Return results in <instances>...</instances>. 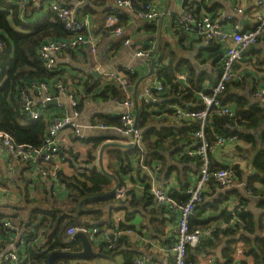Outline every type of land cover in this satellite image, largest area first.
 <instances>
[{
	"label": "trees",
	"instance_id": "obj_1",
	"mask_svg": "<svg viewBox=\"0 0 264 264\" xmlns=\"http://www.w3.org/2000/svg\"><path fill=\"white\" fill-rule=\"evenodd\" d=\"M13 0H0V41L3 45V52L0 53V131L8 133L16 144H28L33 148H40L43 145V137L48 127L49 117L42 115L37 120L28 118L18 103L19 93L22 89L29 88L30 82H51L64 77L62 71L48 70L43 62L38 59L37 51L40 45L49 38H68L71 33L68 32L63 23L49 9L43 17H37L39 7L30 0L28 5L24 7L12 2ZM134 11L142 10L146 4L151 3L150 0H130ZM184 1L187 11L198 17L202 11L216 17L215 10L212 6H208L209 0ZM96 5H106L107 0H92ZM108 5V4H107ZM113 5L110 3L109 8H104V23L101 21L100 32L110 35L117 26L125 27L126 21L130 14L118 9H111ZM89 5L84 7L88 9ZM116 16V21L112 25H108L106 19L110 15ZM40 16V15H39ZM177 32L181 34V38H186L184 30L178 28ZM119 39L124 41L126 38L120 36ZM264 39V34L262 38ZM208 55L214 59L215 70L212 74L205 77L193 78L190 72L186 70L187 80L184 84L175 81V77L180 71L174 75L171 70V64H162L161 59H151L154 68H157L156 74L162 82L168 86L167 90L156 91L152 93L158 96L159 103L154 105L161 107L167 106L161 102L163 98H169L170 102H175L183 109L190 111H200L205 109V105L200 95L209 96L211 92L204 87L205 80L214 85L218 80L222 67L220 65V46L217 43H211L205 48ZM160 60V61H159ZM234 64L233 69H235ZM264 71V70H263ZM127 80L133 86L139 78L137 72H125ZM243 76V75H242ZM242 76L234 75V70L225 84V89L217 95V99L222 105H234V112L231 117L220 113L219 109L211 106L208 109L204 134L210 144L215 141L216 136H232L236 135L237 140L250 144L255 149L251 166L254 172L246 181L245 191L259 195L257 206L264 210V192L254 186L256 183L264 185V108L260 104L248 105L247 101L241 97L231 93L233 85L238 80L245 84ZM256 83V82H255ZM264 84H258L262 86ZM96 89L95 84H85L84 91L79 94L76 110L81 109L84 99L87 98H103L122 101L126 99L120 84L115 82L107 83L96 94L88 96V93ZM257 87L254 88L256 91ZM253 91V92H255ZM188 103V104H187ZM45 111L48 110L46 106ZM169 116H174L173 109H167ZM59 115V114H56ZM155 111L148 110L145 106L138 109L137 127L142 129V148H129L122 151L119 149L109 150L108 165L106 173L96 169H85L82 173L66 176L59 170L58 182L66 189L67 195L62 200L57 199L53 194L44 195L42 198H32L26 201L23 195L24 203L20 207L24 212V216L5 215L0 213V237L12 235L14 232L7 230L3 224L5 219H9L16 227L29 226L31 233L25 235L28 245L24 252L18 250L20 256H24L21 264H48L47 257L50 252L56 250L77 251L80 249V242L71 240L66 235V230L70 227L88 228L96 226L99 228L109 227V218L104 219V209L109 208L115 211H125L126 218L129 219L137 212L142 214L143 222L140 227L145 228L149 232V236L153 240H158L162 244L172 246L176 240L175 232L172 236H167V224L174 223L176 215L169 212L164 205L155 204L152 195L149 193L148 185H144L141 195H136L135 190L127 192L126 198L122 201L113 193V179L109 176L113 175L118 184L123 182L122 177L131 171V159L142 157L146 164L151 160L160 162V173L162 172L167 154L178 153L181 155L180 161L189 163L192 161L194 167L200 163L198 156L190 157L181 154L183 147L189 146L196 141L195 133L198 131L200 121L197 119H178L183 124L173 130L168 127H159L156 120ZM104 121V122H102ZM103 123L105 125L118 126L119 118L113 120H96L94 123ZM258 132L261 142L253 135ZM185 142V143H184ZM185 145L182 146L181 144ZM101 140L98 138L94 141L87 154L86 164L91 163L93 154L97 152L98 145ZM237 150L243 152L237 146ZM209 169L211 171L229 168L234 172L235 178L239 175L240 169L237 165L226 166L216 162L209 155ZM39 167L50 168L51 162H45L38 159ZM193 167V168H194ZM140 182L145 181V177L139 173L136 175ZM134 180V178H132ZM210 185H215L210 181L208 191L201 193L200 201L196 202L195 214L190 218L189 228L195 230L198 228H212L211 235L205 237L195 246L186 245L185 264H196L198 261L197 254L202 252L205 255L211 254L218 246L222 247V257L230 264L233 262L236 247V235H240V239L244 244L245 254L250 255L253 264H264V215L262 219H258L253 211L245 207L244 200L241 206H235L232 210L221 207L224 203L223 196H213L211 194ZM28 197L27 195H25ZM128 196V197H127ZM172 197L180 202H185L188 198L185 194L173 193ZM111 206V209H110ZM114 207V208H113ZM234 213V214H233ZM233 215L238 218L234 224H230ZM14 218H17L15 221ZM121 229L130 227L120 224ZM127 246V248H125ZM128 238L120 236L115 247H108L106 242H101L99 251L106 256L114 254H123L124 264H135L134 258L137 251L131 249ZM61 261H68L59 259Z\"/></svg>",
	"mask_w": 264,
	"mask_h": 264
},
{
	"label": "crops",
	"instance_id": "obj_2",
	"mask_svg": "<svg viewBox=\"0 0 264 264\" xmlns=\"http://www.w3.org/2000/svg\"><path fill=\"white\" fill-rule=\"evenodd\" d=\"M50 1L51 0H33V3L39 7L37 17H43V15H45L46 11H48L47 6ZM60 1L71 6L79 13L82 11L83 16L88 19L90 25L86 32L93 34L96 42L94 52H91L89 47H85L71 52H62L56 57V70L62 71L64 78L71 81L72 87L77 95L84 91L86 83L96 85V82L101 76L108 73L111 74L114 71H126L131 69L133 72H137L138 76H142L149 71L152 58H154V60L161 59V61H159L162 64H171V70H174V75H176L178 71L181 72L187 70L193 78H197L212 74L215 70L213 66L215 64L214 59L208 55L207 51H205L206 46L203 45L202 38L186 34V38L182 39L181 34L177 32L178 28L175 19L186 10V5H184V1L186 0H150L159 11L158 17L152 21L139 19L129 11L122 9L130 14L125 27H123L125 31L124 37L130 39L129 44H124L123 41H121L119 37L114 36L113 33L105 35L100 32V28L102 27L101 21L104 23L103 7L109 8L108 5L110 3L112 4L113 0H107L105 6L100 4L96 5L92 0ZM190 1L194 0H188L187 2L189 3ZM255 1L256 0H209L207 4L208 6H212L214 8L213 10L216 11L215 18L220 24L224 26L225 29L231 30L233 27L245 29L256 25V16L263 11L255 5ZM86 5H89V8L84 10ZM43 9L46 10L45 13L40 14L39 16V13ZM236 9H241V12H237ZM243 19L247 21L246 25L239 26L240 21ZM151 42L154 43V49L148 58L138 57L135 54L137 48H147ZM220 51L221 54L218 58H220L223 53L221 48ZM147 60L148 63H146ZM156 70L157 68L154 69V74L143 79L138 85V107L146 105L145 100L140 99L139 96L143 94L145 86L150 84L153 79L156 78ZM263 70L264 39H259L254 45L248 47L242 56V60L235 66L234 75H243L242 79H245V84H242L240 82L241 80L236 81L231 93L243 97L249 106L252 104H260L264 108V103L261 99L255 98L252 95L254 93L253 91H255L254 88L257 87V89H259L257 86L258 84H264ZM93 71H98L100 77L93 78L90 74L93 73ZM175 81H178V83L181 82V80L177 78V75ZM205 81V83L209 82L208 80ZM133 90L134 85L132 86L130 96L133 109L135 110ZM96 93V89H92V91L88 93V96H92ZM80 97H78V99ZM166 99L169 98H163L161 102L166 103L167 106L163 108L161 107V109L158 108V106H154L151 107V111L158 113V115H156V120L159 123V127H168L176 130V127H180L183 123L178 119L175 120L173 116H169L166 111L167 109H172L173 106L178 105L175 102L169 103V100ZM38 101L40 100L36 99V102ZM60 102L62 103V106L53 104L48 105V110L46 112L49 115L68 114L72 116L73 108L71 106V101L66 97H60ZM228 105L234 108V105ZM123 110L124 107H122L120 102L111 98L103 99L100 97H89L84 99L81 109L77 110V115L72 118L78 124L80 130L87 136V139L85 141L77 140L72 136V130H65L62 133V140L60 142V157L56 161L51 162L52 166H58L61 173L66 176L76 175V173H78L77 171L86 167L88 168V165L91 164H96L95 169L100 171L98 158L94 157V154V159L92 158L91 163L86 164L84 162L87 159V154L89 153L91 155V152L88 151L94 141L99 138L101 144L105 142L127 144V142L125 136L119 130V125H109L110 127L107 129L89 126L94 124L96 120H115ZM262 122L264 125V121ZM103 134L108 136H102ZM253 135L258 139V132H254ZM101 136L107 138L101 139ZM184 143L181 145L184 146ZM101 144H99L98 147ZM237 146H239L243 152L238 151ZM129 148L130 147L106 148L102 154V167L104 170H107V153L109 150L119 149L123 152H127ZM254 152L255 149L252 146L250 147L249 143L242 140H236L233 144L214 150L210 154L212 159L226 166L237 165L239 166L240 172L235 178L234 185L227 188L218 187L216 184L210 185L211 188L209 191L213 196H223L225 198L221 207H224L225 205L232 208L238 205L241 206L242 200H244L245 207L253 211L258 219H262L264 210L257 206L259 195H254V193L252 194L245 191L246 181L252 174L253 170L251 161L254 157ZM166 154L167 157L164 163L165 167L159 174V180H161V184H164L166 179L172 177L174 182L171 184V187L175 191L173 193L182 194V191L186 188L188 183H193L195 180L196 169L194 163H192V161H189L188 164L181 162L179 159L181 158V155L178 153L172 154L173 157L168 153ZM151 161L152 164L156 163L157 165H160V162L156 159ZM122 179V183L133 185L132 182L134 181L129 174L124 175ZM135 181L138 182L136 179ZM254 186H257V188L264 192V185L256 183ZM114 187L115 182L113 181L112 189ZM141 189L140 186L135 187L134 193H136V195H141ZM21 193L24 194L26 201H31L32 198H42L45 194H53L57 199L63 200L67 195L65 187L60 182L53 184L46 179H39L38 174L35 173L33 165L19 160H11L7 153L0 147V213L5 215L24 216V212L21 208H17V206L20 207L19 205H21L22 202L24 203V198L23 195L21 196ZM104 211V219H107V217H110L115 212H120V210L115 211L112 209L111 213H109V208L104 209ZM136 211L137 212L129 218L130 224L136 231V234L127 237L130 244H132L130 248L137 251L138 255L135 257L139 255L143 256L145 259L143 264H170L172 262V255L168 251L169 245L162 244L158 240L150 238L149 232L145 228L140 227L143 222L142 214L139 212V209ZM14 220L16 221L17 218H14ZM108 228L109 227H104L103 229L105 230ZM166 231L167 236H172L175 232V225L172 222H169ZM142 236H144V240ZM145 237L149 240L155 241V243L157 242L159 247H156L151 242L145 243ZM235 237L236 242L233 247H237L238 242L241 240L240 235H236ZM69 238L71 239L70 236ZM18 239L19 236L14 239L0 237V245L5 251L19 250L24 252L26 246L18 245ZM99 245L100 244H92L93 251L100 253L99 256L92 259H69L68 261L55 260V262L56 264H124L125 260L123 254L118 253L111 257L106 256L99 251ZM125 248H127V246H125ZM222 253V247L218 246L209 255L214 257L216 264H226L228 262L224 260ZM236 257V264H253V260L250 262L246 259L248 255ZM196 264H207V261L206 259H200Z\"/></svg>",
	"mask_w": 264,
	"mask_h": 264
},
{
	"label": "built area",
	"instance_id": "obj_3",
	"mask_svg": "<svg viewBox=\"0 0 264 264\" xmlns=\"http://www.w3.org/2000/svg\"><path fill=\"white\" fill-rule=\"evenodd\" d=\"M29 1L30 0H13L12 2L24 7L26 4L28 5ZM255 5L263 12L257 14L256 25L251 28L244 29L233 27L231 30H227L216 18L204 12L196 17L191 11L185 10L184 13L177 16L175 19L177 28L184 30L189 36L202 38V43L206 47L211 43H217L223 51L220 57L222 71L218 80L214 85H211L209 82L204 83L205 89L209 90L211 94L207 96L200 93L205 109L190 111L179 106H173L172 108L175 112L173 116L175 120H188L193 118L200 121L198 131H196L194 135L196 141L189 146H185L181 152L183 155H188L190 157L198 156L200 158V163L195 167V180L193 183L189 182L182 191V194L188 196L187 200L185 202H180L172 197L173 192H175L171 187V184L174 182L172 177H169L164 184H161V180H159L160 165L156 163L146 164L142 157L138 159L137 156L132 157V169L128 172V174L134 178V182H132L133 185L121 183L118 184L114 190L116 197L123 201L126 198L127 192L135 190V187L138 186H140L143 191L144 185H148L149 193L152 195L154 203L164 205L169 212L176 215V219L173 223L175 225L176 240L172 246L168 247V251L172 255V262L170 264H185L186 245L195 246L202 239L211 235L212 228L210 227L198 228L195 230H190L189 228L190 218L195 214L196 202L200 201L201 193L208 190L210 181H213L214 184L222 188H227L235 184V175L231 169L224 168L215 171L209 169V155L216 149L233 144L237 140V136H216L215 141L210 144L205 137L204 129L207 112L211 106L218 108L220 113L228 115L229 117L233 115L234 110L232 107L226 104L222 105L217 99V95L225 89V84L234 70V64L239 63L248 47L258 42L264 34V0H256ZM47 8L63 23L65 29L70 32L71 35L65 39L49 38L40 45L37 56L38 59L43 62L46 69L52 71L56 70V57L62 52H71L85 47H89L91 52L95 51V37L93 34L86 32L90 25L88 19L83 16L82 11L79 13L60 0H51ZM111 9H125L139 19L145 21L155 20L159 15L158 8L152 2L146 4L142 10L136 12L130 0H113ZM236 11L241 12V9H236ZM115 21L116 16L114 14L107 18L108 25L114 24ZM124 32L123 27L117 26L112 33L114 36L120 37L124 35ZM129 42L130 39L128 38L123 41L124 44H129ZM153 49L154 43L151 42L147 48H137L135 54L138 57L148 58ZM2 52L3 45L0 41V53ZM146 63H148V60ZM151 65L153 64L151 63ZM125 72H133V70L128 69L126 71H114L111 74H105L96 82L95 87L96 91H99L105 84L110 83V81L120 84L123 92L126 94V99L117 101L124 107V110L118 115L120 122L118 127L125 136L127 144H130V148L134 147L140 149L142 148L143 131L138 128L135 123V110L133 109L130 96L132 85L127 80V76L124 74ZM187 74L186 70L177 74V78L181 80L180 84L186 82ZM29 84V88L20 91L18 103L22 112L32 120H37L42 115L49 117L48 127L43 137V145L36 149L28 144H16L8 133L0 131V147L7 153L11 160H19L33 165L39 179H46L56 184L58 182L57 179L60 168L56 165L50 168H41L37 164L38 159H42L45 162H53L60 157L62 133L67 129L72 130V136L77 140L85 141L87 139V136L80 130L78 124L72 118L77 115L75 106L77 105L79 95H77L72 87L71 81L64 77L51 82L32 81ZM168 88L169 87L166 86L156 74V78L145 86L143 93L149 95L153 100L159 101L160 98L154 95L152 91H163ZM252 95L255 98H260L264 103V87H260ZM60 97H66L71 101V106L73 108L72 116L68 114L49 115L44 110L46 107L45 103L53 100L57 101V106H62ZM36 99L40 101L36 102ZM89 127L107 129L110 126L99 122ZM98 150L99 147L94 157L98 158ZM85 169L89 168L86 167L77 172L82 173ZM139 172L145 177L144 182H140L137 179L136 175ZM135 179L138 180V182H136ZM224 207L232 210V207L226 205ZM237 221L238 218L233 215L230 224H234ZM109 222L110 226L105 230L102 227L99 228L96 226L88 228L70 227L65 233L68 237H71L76 231H82L91 242L95 244L106 242L108 247H115L120 236L130 237L136 234V231L130 224L129 219L126 218L125 211L123 210L112 214L109 218ZM3 224L7 230L14 232L12 235L7 236V238L14 239L19 236L18 245H28L25 235L31 233V228L29 226L20 229L9 219H5ZM120 224L130 227L121 229L119 227ZM142 237L144 240V236ZM144 242H151L156 247H159L157 242L155 243V241L149 240L148 238H146ZM241 255L247 254H245L244 244L240 240L235 249L233 262L230 264H236L235 257ZM197 258L198 260L206 259L207 264H216L214 257L209 254L205 255L200 252L197 254ZM22 259H24V256H20L18 250L5 251L0 245V264H21ZM246 259L250 262L252 261L250 255H248ZM144 260L143 256L139 255L135 257L134 263L143 264Z\"/></svg>",
	"mask_w": 264,
	"mask_h": 264
},
{
	"label": "water",
	"instance_id": "obj_4",
	"mask_svg": "<svg viewBox=\"0 0 264 264\" xmlns=\"http://www.w3.org/2000/svg\"><path fill=\"white\" fill-rule=\"evenodd\" d=\"M246 23H247V21L243 19V20L240 21L239 26H244V25H246ZM90 74H91V76L93 78H97L98 76L100 77L98 71H93V73H90ZM152 74H154V66L153 65L150 66L149 71L147 73H145L142 76H139V78L137 79V81L134 84V90H133L134 99H133V102H134V108H135L134 116H135V123L136 124H137V120H138L137 118H138V109H139L138 103H137V100H138V96H137L138 85L143 79L148 78ZM139 98L145 100L146 108L150 109V110H151V107H154V105L159 103V101L153 100L149 95H146L144 93L142 95H140ZM166 100H170V99H166ZM160 101H162V100H160ZM50 104L57 105V101L53 100L51 102H46L45 103L46 106H48ZM102 136H108V135H104L103 134ZM102 136H101V139L107 138V137H102ZM257 138H258V141L260 143L261 142L260 135H257ZM108 147H122V148H125V147H130V144H120V143H116V142H105V143H103V144H101L99 146L98 163H99V167H100V172H103V173H106V170H104V168L102 167V154L106 150V148H108ZM88 168L89 169H95L96 168V164L88 165ZM253 172H254V170H252V173ZM106 174L108 175V173H106ZM109 176L116 183L115 187L111 190L113 192L115 190V188L118 186V183H117L116 178L113 175H110V173H109ZM71 240L80 241L81 249L78 250V251H70L68 249L52 251V252L49 253V255L47 257L48 264H56L55 260H59V259H63V260H69V259H92V258L97 257V256L100 255V253H97V252L93 251L92 244L93 245H96V244L91 242L84 232L76 231L73 235H71Z\"/></svg>",
	"mask_w": 264,
	"mask_h": 264
},
{
	"label": "rangeland",
	"instance_id": "obj_5",
	"mask_svg": "<svg viewBox=\"0 0 264 264\" xmlns=\"http://www.w3.org/2000/svg\"><path fill=\"white\" fill-rule=\"evenodd\" d=\"M45 11H46V10L43 9V10L39 13V15L45 13Z\"/></svg>",
	"mask_w": 264,
	"mask_h": 264
}]
</instances>
